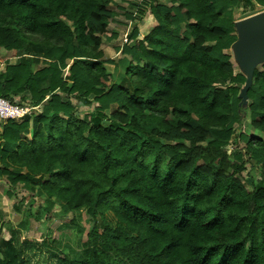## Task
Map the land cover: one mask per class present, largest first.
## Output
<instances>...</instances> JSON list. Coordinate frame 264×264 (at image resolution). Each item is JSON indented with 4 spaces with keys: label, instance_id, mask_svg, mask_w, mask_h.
<instances>
[{
    "label": "trees",
    "instance_id": "obj_1",
    "mask_svg": "<svg viewBox=\"0 0 264 264\" xmlns=\"http://www.w3.org/2000/svg\"><path fill=\"white\" fill-rule=\"evenodd\" d=\"M113 1L0 0V96L42 106L0 124V179L44 199L36 219L63 217L36 245L21 221L0 264H264V67L242 94L226 53L252 0L144 1L155 25L141 37L128 14L117 77L102 49Z\"/></svg>",
    "mask_w": 264,
    "mask_h": 264
},
{
    "label": "rangeland",
    "instance_id": "obj_2",
    "mask_svg": "<svg viewBox=\"0 0 264 264\" xmlns=\"http://www.w3.org/2000/svg\"><path fill=\"white\" fill-rule=\"evenodd\" d=\"M148 0H114L110 4V9L115 12V17L110 20L108 26V33L102 38L103 46L102 49L104 51V58L107 60H113V63L106 64L108 71L115 77L119 75L122 71L123 67L118 62L122 57H125L121 54V46L126 41V38L129 33L133 30L134 26L136 25L135 21L128 17V14H133L132 18H141L142 14H140V9L143 2ZM162 3H167V0H158ZM150 3V2H148ZM234 18L236 19V23L239 21L252 16L254 14L264 12V6L258 4L255 0H252V5L247 6L244 3L239 4L237 7L234 8ZM144 20V21H143ZM150 22H153V15L150 13L149 10L143 15L141 18V22L139 23L138 27L140 30V36L142 37L145 33L147 28H149ZM238 25V24H237ZM240 28L237 26V35H239ZM26 50L28 51L27 56L33 57V54H42L43 49L40 43L29 42L27 44ZM226 53L231 56V60L234 64L236 72L242 73L241 63L242 61L238 58L237 48L235 44L232 45ZM5 62L3 58H0ZM16 59H11V63H15ZM6 64V63H5ZM0 67L2 63H0ZM42 67L41 64H33V70ZM264 64L261 62L258 64L259 69H263ZM127 84V82L125 83ZM77 115H82L85 111H89L92 108L89 102H82L78 104ZM111 112V111H109ZM249 118H247L243 122V127L246 129V132H252L249 127ZM241 129L237 128L236 134L231 140V143L227 148L228 152L232 154V145L239 141L238 137L240 134ZM28 137L32 136V127L28 130ZM240 148H245V143H240ZM253 177L254 179H258V171L257 169L253 170ZM0 195L3 191V186L5 181L0 179ZM249 188H251L250 182H248ZM19 190V188H18ZM5 192V190H4ZM20 193V191H19ZM18 193V194H19ZM23 198V201H21ZM44 206V199L40 197L28 195L18 196L16 193L11 198H6L5 196H0V242H6L10 238L11 229L18 228L19 223L24 221L26 228L22 229L21 234L22 237L27 240V243L32 245H36V242H40L43 239L48 240L51 242V239L48 238L49 229H53L55 225L63 218L61 217L57 211H53L52 213H46L42 216V218L36 219V215L39 213L40 210L43 209ZM19 208V209H18ZM5 210V212L3 211ZM49 216V217H48ZM71 217V214L67 215ZM54 241V246H58L60 248L61 242L57 239ZM84 240V239H83Z\"/></svg>",
    "mask_w": 264,
    "mask_h": 264
},
{
    "label": "water",
    "instance_id": "obj_3",
    "mask_svg": "<svg viewBox=\"0 0 264 264\" xmlns=\"http://www.w3.org/2000/svg\"><path fill=\"white\" fill-rule=\"evenodd\" d=\"M238 24V25H237ZM240 31L235 44L238 58L242 67V74L246 77L242 94L249 89L253 83V75L258 64H264V12L249 16L238 23Z\"/></svg>",
    "mask_w": 264,
    "mask_h": 264
},
{
    "label": "built area",
    "instance_id": "obj_4",
    "mask_svg": "<svg viewBox=\"0 0 264 264\" xmlns=\"http://www.w3.org/2000/svg\"><path fill=\"white\" fill-rule=\"evenodd\" d=\"M3 67H0V73L5 72L7 64L0 59ZM42 106H32L30 101L21 102L19 98L13 101L0 96V124H5L9 120H22L30 116L34 111L41 112Z\"/></svg>",
    "mask_w": 264,
    "mask_h": 264
},
{
    "label": "crops",
    "instance_id": "obj_5",
    "mask_svg": "<svg viewBox=\"0 0 264 264\" xmlns=\"http://www.w3.org/2000/svg\"><path fill=\"white\" fill-rule=\"evenodd\" d=\"M143 21H144V20H143ZM149 25H151V26L155 25V18H154V17H153V22H152V23L150 22ZM151 26H149V28H150ZM149 28H147L146 33L148 32ZM140 30H141V29H140ZM141 33H142V32H141ZM146 33H145V34H146ZM145 34H144V35H145ZM102 46H103V43H102ZM120 49H121V51H120L121 54L124 55V54L122 53V46H121ZM103 51H105V53H106V50L103 49ZM124 56H125V57H129V56H127V55H124ZM122 58H123V57H122ZM2 180H3V179H2ZM0 185H1V184H0ZM1 186H2V185H1ZM3 186L5 187V189L3 188V191H2V193H1L0 196H5L6 198H8L9 196H8V194H7V190L9 189V187H8V185H6V184H4ZM4 190H5V192H4ZM3 211L5 212L4 209H3ZM0 256H1V255H0Z\"/></svg>",
    "mask_w": 264,
    "mask_h": 264
}]
</instances>
